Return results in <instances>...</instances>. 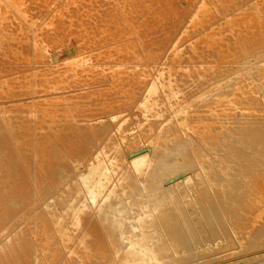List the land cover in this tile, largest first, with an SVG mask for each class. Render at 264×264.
Wrapping results in <instances>:
<instances>
[{"label":"bare ground","instance_id":"6f19581e","mask_svg":"<svg viewBox=\"0 0 264 264\" xmlns=\"http://www.w3.org/2000/svg\"><path fill=\"white\" fill-rule=\"evenodd\" d=\"M164 1L161 7H166L171 17H165V12L161 10L156 11L152 6L153 0H137L136 3L114 0V8L103 14L87 8L83 12L84 17L107 30L98 39L110 41L111 45L96 44L95 35L84 32L82 37L88 43L91 39L94 45L106 48L86 50L75 56L71 50L68 51L63 70L90 67V62L107 60L119 64L117 68H112L111 75H119L121 81L132 79L141 82L128 72L130 66L125 62L147 64L156 55L158 46L170 48L174 39L178 41L185 34L190 37L189 31L182 33L186 28L183 26L170 43L163 44L172 30L180 28L183 14L174 0ZM78 2L92 3V0H52V6L43 5L47 19L39 23L40 28L34 22L28 24V34L24 39L6 26L9 18L0 10V61L23 63L4 68L0 65V73H4L0 75V95L14 96L10 106L0 103V264H84L88 260L85 258L91 256L94 250L101 256L107 253L110 264H176L182 255L190 258L200 248L197 237L201 231L218 227L205 226L203 220L194 222L189 214L186 215L189 211L187 201H191V208L194 206L195 199L190 193L171 195L172 188L191 181V178L173 182L167 188L160 184L164 176L174 175L185 167L198 166L195 177L205 185L207 196L202 199L209 205L211 197L208 192L212 181L203 165V151L199 147L195 149L190 143L178 141L181 157L173 160L166 151L158 153L159 138H156L140 154L131 153L128 156L129 152H126V155L118 157V154L109 155L99 149L89 155L98 143L99 127L111 130L113 145L118 143L117 129H113L114 117L118 115L111 113L109 119L84 130L75 119L82 111L83 101L72 102L67 91L56 86L62 75L46 68L47 64H54L56 52L40 46L56 45L58 36L65 34L64 27L72 28V18H78L80 12L78 8L71 9L70 5ZM185 2L192 5V0ZM210 2H215L217 9L200 8L197 11L200 14L192 16L194 18L187 28H191L192 32L205 29L210 23L203 22L213 13L223 10L234 12L233 16L222 18L223 25L233 32L223 39L219 34L222 32L211 29L190 42L188 49L191 52L201 43L207 49L214 48L217 55H222L223 48L230 49L232 45L245 58L257 42L264 45L263 6L260 2L251 1L249 5L248 0ZM1 3L11 11L23 13L17 0H1ZM239 4L241 7H236ZM127 6L133 9L127 11ZM137 8L148 12L154 9L150 12V23L144 18L139 23L135 22L133 17L136 16L132 14L137 12ZM235 25L242 28L233 29ZM249 27L258 28L259 33L248 34ZM43 34L49 35L53 42L39 41ZM22 45H25V50L20 49ZM180 57L181 50L176 45L171 47L170 58L175 60ZM42 60L47 64H39ZM10 66L18 69L19 75L13 77L14 74L9 72ZM167 70L171 73L170 68ZM188 72L191 76L203 75L199 70L188 69ZM246 73L264 92V76L251 68H247ZM146 84L145 89H140L141 93L134 88L125 89V94L119 97L125 99L121 103L130 105L131 101L140 97L137 108L147 111L152 105L151 97L163 87L169 88L172 95L177 93L169 82L159 79ZM38 86L44 97L41 102L35 100ZM219 92L228 93L227 89ZM146 93V97L142 98ZM257 99L264 104V94ZM103 103L110 109L115 107L112 102ZM188 111V104L173 109L169 123L180 129L186 123ZM123 118L120 117V120ZM179 136L176 132L170 141L178 140ZM211 137L204 138L205 144ZM254 186H257V191L247 193L244 201L231 202L228 211L237 213V219H231L227 213L223 216L222 221L226 219L227 225L220 230L222 242L219 245L231 243L232 238L237 241L238 248L244 249L264 234V180L256 178ZM50 189L55 190L52 200H48ZM137 189L160 196L146 201L141 199L142 202L123 201L122 195L127 190L126 195ZM138 204L139 212L134 214L132 208ZM89 222H92L91 226ZM197 224L203 228H197ZM126 233L131 236L128 245L121 240ZM179 240H188L191 250L180 254ZM250 254L251 258L256 255Z\"/></svg>","mask_w":264,"mask_h":264},{"label":"rangeland","instance_id":"374dc122","mask_svg":"<svg viewBox=\"0 0 264 264\" xmlns=\"http://www.w3.org/2000/svg\"><path fill=\"white\" fill-rule=\"evenodd\" d=\"M113 1L92 0V3L78 2L71 4V9L78 8L80 12L78 18H72L74 20L72 28L64 27L65 34L58 36L56 45H40L42 49L54 50L53 52H56V60L54 64H47L45 60H42L39 64H47L48 67L46 68L48 70L62 75V80L56 86L65 89L68 95L72 97V102L83 101V107L80 108L82 111L77 113L79 116L75 119L84 130L95 127L99 121L109 119L111 113L115 112L118 115L114 117L113 121V129H117L120 138L118 143L113 145L111 130L106 131L99 127L97 133L98 143L95 144L89 155L91 156V153L99 149L107 151L109 155L118 154V157L126 155V152H129L127 153L128 156L131 153L140 154L145 152L147 145L153 143L156 138H159L158 153L166 151L172 156L173 160L181 157V146L178 141L184 144L190 143L195 149L199 147L204 155L203 165L212 181V187L208 192L211 197L209 205H206L202 199L203 196H207L204 189L205 185L200 183V180L195 177V173L198 172V166L185 167L174 175L164 176L160 186L167 188L173 182L185 181L191 178V181L172 188L170 190L171 195L175 197L180 196V194L190 193L195 199L194 206L191 208L189 203L191 201L186 200L188 202L186 208H189L186 215L189 214L194 222L203 220V225H215L218 229L212 227L210 230L201 231L199 237H197V241L200 242V248L190 258L182 255L176 264H264V234L256 243L250 242L244 249L238 248L237 241L232 238L231 243L225 242L223 245H219L222 242L220 230L227 225L226 219L222 221L223 216H226L227 213L231 219H237V213L228 211L231 202L244 201L247 193L251 190L253 193L257 191V186H254L255 179L264 180V104L257 99L264 92L259 88V84L254 82L246 73L247 68H251L256 73L264 76V45L257 42L248 57L245 58L232 45L230 49L223 48L222 55H217L214 48L207 49L205 44L201 43L191 52L188 49L190 42L211 29L222 32L219 34L223 39L226 35L231 34L233 31L223 25L222 18L227 15L233 16L234 12H223L221 6H219L222 11L213 13L203 22H209L208 27L192 32L191 28L187 27L191 25L192 18L200 14L197 11L200 8H208L207 10L210 8L212 10L213 8L217 9L215 2H210L211 0H192V5L190 6L186 4L185 0H174L178 4V9L183 10V14L180 17L182 21L179 24L180 28L172 30L171 35L163 44L167 45L170 43L175 35L182 30V27H186L185 29L183 28L182 33L189 31L190 37L193 36V38L187 37V34H185L184 38L178 41L174 39L171 46L176 45L181 50L180 58L172 60L170 58L171 47L158 46L159 50L156 55L147 64L143 65L139 61L133 63L125 62L126 65L130 66L128 72L133 73L141 81L139 83L132 79L121 81L119 75H111L112 68H117L119 64L106 62L107 60L102 63L93 61L90 62V67L80 66L72 69V71L65 72L63 64L67 61L66 55L68 51L71 50V53L75 56L79 52L84 53L86 50L101 48V46L94 45L91 39V43H88L87 39L82 37L84 32L95 35L97 39L94 42L96 44L111 45L110 41L104 42L98 39V37L107 32L106 29L102 28L103 25L95 26L93 21L84 17L85 14L83 12L88 8L93 9L94 13L103 14L107 10L114 8ZM132 1L134 3L137 2V0ZM248 1V5L251 1H258L262 4V23L264 25V0ZM164 2V0H153L152 6L156 11L165 12V17H171L172 14L169 13L167 8L163 9L161 7ZM17 5L22 9L23 13H16L13 9V11L7 9L0 0V10L4 16L9 18V23L6 26L11 31L22 35V39H24L26 34H28V24L34 22L40 28L41 25L39 23L47 19L46 7L43 5L52 6L53 3L52 0H17ZM195 5L198 6L196 7ZM240 5L236 7H241ZM130 9L132 10L133 8L127 6V11ZM137 9L139 11L137 10V12L132 14L136 16L133 17L135 22L139 23L144 18L150 23V19H152L150 12L154 11V9H151L150 12L142 11L140 8ZM21 14L24 18H22ZM66 22H68V19ZM237 27L242 28L235 25L233 29ZM43 29L44 27H42ZM199 33L201 34L197 35ZM251 33L258 34V28L249 27L248 34ZM39 41L53 42L47 34L40 35ZM224 42L231 43L232 40H224ZM25 48V45H22L20 49L25 50ZM105 48L102 47L101 50ZM12 64L20 65L21 62L10 61L2 63L0 61V65H4L2 66L3 68ZM168 68L171 69V73H168ZM188 69L199 70L203 75L199 77L193 74L191 76ZM160 70L164 71L158 73ZM17 71L18 69L10 66L9 72L14 74L13 77L19 75ZM0 75H4V73L1 72ZM120 75L123 76L122 74ZM154 79H159V81L165 83L169 82L171 88L177 93L172 95L169 88L163 87L157 95L151 97L152 105L147 111L137 108L140 97L131 101L130 105L124 106L121 103L125 99L119 97L125 94V89L134 88V91L139 90V93H141L140 89L143 87L145 89V84ZM37 88L35 100L41 102L44 100L43 92L39 90V86ZM224 89H227V94L219 92H223ZM146 95L147 93L142 95V98H145ZM13 97L7 94L0 95V103L10 106L13 104L11 101ZM27 100L30 101V99ZM103 102H112L115 107L110 109ZM184 104L189 105V111L185 117V125L178 129L175 124L169 123V120L172 110ZM122 116L124 118L120 120ZM176 132L180 135L179 139L170 141ZM211 136H213V139ZM209 137L211 139H207L205 144L204 138ZM135 149L137 150L133 152ZM54 193L55 190L50 189L48 200H52ZM126 193L122 195L123 201L130 200L135 202L138 200L142 202L160 196L148 190L143 192L138 189L133 191V193H128V195ZM141 199L143 200L141 201ZM138 208L139 204L132 208V212L135 211L134 214H137L139 212ZM89 223V226H91L92 222ZM197 228L202 229L203 227H199L197 224ZM123 237L121 239L123 244L128 245V238H131V236L128 237L126 233ZM179 247L180 254L191 250L188 240H179ZM250 253H252V256L256 255L251 258ZM85 259L88 260L84 264H110V258L107 253L101 256L95 250L91 256Z\"/></svg>","mask_w":264,"mask_h":264}]
</instances>
